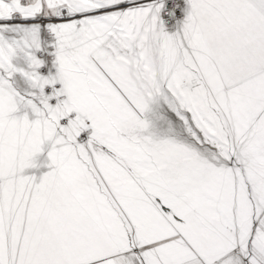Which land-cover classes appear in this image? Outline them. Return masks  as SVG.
<instances>
[{"label": "snow or ice", "instance_id": "obj_1", "mask_svg": "<svg viewBox=\"0 0 264 264\" xmlns=\"http://www.w3.org/2000/svg\"><path fill=\"white\" fill-rule=\"evenodd\" d=\"M0 264H264V0H0Z\"/></svg>", "mask_w": 264, "mask_h": 264}, {"label": "rangeland", "instance_id": "obj_2", "mask_svg": "<svg viewBox=\"0 0 264 264\" xmlns=\"http://www.w3.org/2000/svg\"><path fill=\"white\" fill-rule=\"evenodd\" d=\"M180 18L182 19V16Z\"/></svg>", "mask_w": 264, "mask_h": 264}]
</instances>
